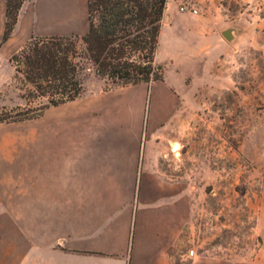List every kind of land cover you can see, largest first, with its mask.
<instances>
[{
  "label": "crops",
  "instance_id": "crops-1",
  "mask_svg": "<svg viewBox=\"0 0 264 264\" xmlns=\"http://www.w3.org/2000/svg\"><path fill=\"white\" fill-rule=\"evenodd\" d=\"M85 13L87 0H29L3 43L0 0V53L33 37L85 34ZM181 26L170 18V27ZM200 29L192 28L193 43L176 41L195 57L191 66L179 64L181 55L162 82L97 86L28 121L26 141L0 150V264L221 263L210 249L216 228L196 219L195 193L179 190L166 164L183 145L194 89L211 76L205 43L218 37H198ZM186 249L197 256L186 260Z\"/></svg>",
  "mask_w": 264,
  "mask_h": 264
},
{
  "label": "rangeland",
  "instance_id": "rangeland-1",
  "mask_svg": "<svg viewBox=\"0 0 264 264\" xmlns=\"http://www.w3.org/2000/svg\"><path fill=\"white\" fill-rule=\"evenodd\" d=\"M171 17L183 19L190 35L187 28L170 27ZM165 26L157 59L168 72L181 55L186 59L179 64L192 65L190 58L195 57L182 54L176 41H196L193 27L203 28L198 37L205 36L202 32L218 37L215 45L205 43V54L209 48L214 53L211 76L194 89L191 114L183 116V145L178 144L166 164L175 168L179 190L195 193V218L216 228L210 249L219 254L220 264H264V0H169ZM227 31L233 40L223 36ZM21 48L0 53V150L26 141L28 121H1L14 108L26 107L25 98H30L24 77L14 78L16 65L10 62ZM84 67V94L97 86L103 91L117 88L98 79L89 64ZM40 103L47 99L31 106Z\"/></svg>",
  "mask_w": 264,
  "mask_h": 264
},
{
  "label": "trees",
  "instance_id": "trees-1",
  "mask_svg": "<svg viewBox=\"0 0 264 264\" xmlns=\"http://www.w3.org/2000/svg\"><path fill=\"white\" fill-rule=\"evenodd\" d=\"M27 1L6 0L3 43L11 38ZM167 4L168 0H87L84 35L31 38L10 59L16 65L14 78L24 77L30 98H25L26 107L14 108L1 121L36 120L51 107L79 99L85 92L80 73L87 64L111 87L164 81L157 53ZM39 99L47 103L32 107Z\"/></svg>",
  "mask_w": 264,
  "mask_h": 264
},
{
  "label": "built area",
  "instance_id": "built-area-1",
  "mask_svg": "<svg viewBox=\"0 0 264 264\" xmlns=\"http://www.w3.org/2000/svg\"><path fill=\"white\" fill-rule=\"evenodd\" d=\"M197 11H194V14H196ZM197 256V251L195 249H190L187 251V253L184 255L186 260L193 259Z\"/></svg>",
  "mask_w": 264,
  "mask_h": 264
},
{
  "label": "water",
  "instance_id": "water-1",
  "mask_svg": "<svg viewBox=\"0 0 264 264\" xmlns=\"http://www.w3.org/2000/svg\"><path fill=\"white\" fill-rule=\"evenodd\" d=\"M223 36H224L227 40H229V41L233 40V35H232L231 31H227V32H225V33L223 34Z\"/></svg>",
  "mask_w": 264,
  "mask_h": 264
},
{
  "label": "bare ground",
  "instance_id": "bare-ground-1",
  "mask_svg": "<svg viewBox=\"0 0 264 264\" xmlns=\"http://www.w3.org/2000/svg\"><path fill=\"white\" fill-rule=\"evenodd\" d=\"M181 147V146H180ZM178 150V145H174L173 146V151H177Z\"/></svg>",
  "mask_w": 264,
  "mask_h": 264
}]
</instances>
